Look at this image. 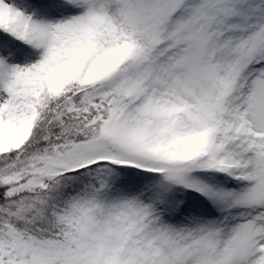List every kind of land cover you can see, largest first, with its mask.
I'll list each match as a JSON object with an SVG mask.
<instances>
[{"label":"snow or ice","instance_id":"6c2138e0","mask_svg":"<svg viewBox=\"0 0 264 264\" xmlns=\"http://www.w3.org/2000/svg\"><path fill=\"white\" fill-rule=\"evenodd\" d=\"M0 0V264H264V0Z\"/></svg>","mask_w":264,"mask_h":264},{"label":"rangeland","instance_id":"374dc122","mask_svg":"<svg viewBox=\"0 0 264 264\" xmlns=\"http://www.w3.org/2000/svg\"><path fill=\"white\" fill-rule=\"evenodd\" d=\"M41 8L30 0H8V2L36 20L58 21L76 14L71 6L65 3ZM43 50L35 49L30 45L19 43L10 37H2L0 34V58H4L13 65L27 66L38 62L42 58Z\"/></svg>","mask_w":264,"mask_h":264},{"label":"trees","instance_id":"16d2710c","mask_svg":"<svg viewBox=\"0 0 264 264\" xmlns=\"http://www.w3.org/2000/svg\"><path fill=\"white\" fill-rule=\"evenodd\" d=\"M31 2H33L35 5L40 6L41 8H48L52 5H56L59 4L60 2L63 3L64 1H60V0H30ZM2 37H10L13 38L15 41L21 43L22 41L17 40L16 38L12 37L9 34H6L4 32H0ZM23 44H25L24 42H22Z\"/></svg>","mask_w":264,"mask_h":264}]
</instances>
